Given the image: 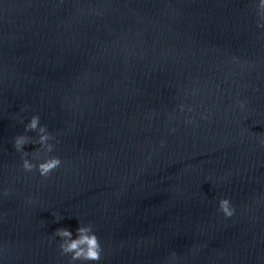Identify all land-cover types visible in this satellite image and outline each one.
<instances>
[{
	"label": "water",
	"instance_id": "water-1",
	"mask_svg": "<svg viewBox=\"0 0 264 264\" xmlns=\"http://www.w3.org/2000/svg\"><path fill=\"white\" fill-rule=\"evenodd\" d=\"M257 20L254 0H0L3 264H68L53 233L78 220L100 264H264ZM34 114L63 161L47 179L12 146Z\"/></svg>",
	"mask_w": 264,
	"mask_h": 264
},
{
	"label": "clouds",
	"instance_id": "clouds-1",
	"mask_svg": "<svg viewBox=\"0 0 264 264\" xmlns=\"http://www.w3.org/2000/svg\"><path fill=\"white\" fill-rule=\"evenodd\" d=\"M256 14L258 17L257 28L264 30V0H254ZM246 101H238V106L241 111L246 110ZM179 110L184 111V105L180 104ZM27 105L21 111H26ZM192 111L191 108L188 109ZM201 119H207L201 116ZM20 123L24 124V134L15 135L12 138V146L16 153L20 154L21 168L25 173H38L44 179H47L57 169L61 168L63 161L59 156L51 155L55 150V144L58 143L56 136L52 134L48 127L41 123L39 115H32L27 123L21 119ZM187 125H194L195 121L188 119L185 121ZM171 131H175L172 129ZM27 133H34V136H29ZM38 145L34 151H25L27 145ZM260 145L264 146V140L260 141ZM163 143L161 147H163ZM0 195L7 196V189L0 190ZM33 201L29 198L28 203ZM218 212L225 218H231L235 215L236 209L233 207L228 198H222L218 202ZM55 217L54 222H59L64 217L58 213H52ZM79 226L73 233L68 228H57L53 233L54 238L58 239V248L60 255L68 258V264H100L102 253L104 251L96 232L91 224H85L79 221ZM176 254L173 252L170 256V261H175ZM0 264H3L0 260Z\"/></svg>",
	"mask_w": 264,
	"mask_h": 264
}]
</instances>
